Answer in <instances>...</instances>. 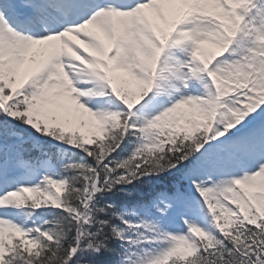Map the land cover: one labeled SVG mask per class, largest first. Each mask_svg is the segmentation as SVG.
Instances as JSON below:
<instances>
[{"label": "snow or ice", "instance_id": "1", "mask_svg": "<svg viewBox=\"0 0 264 264\" xmlns=\"http://www.w3.org/2000/svg\"><path fill=\"white\" fill-rule=\"evenodd\" d=\"M0 264H264V0H0Z\"/></svg>", "mask_w": 264, "mask_h": 264}]
</instances>
